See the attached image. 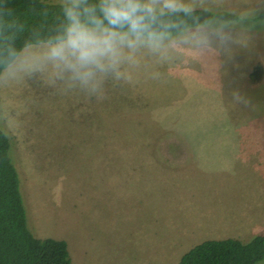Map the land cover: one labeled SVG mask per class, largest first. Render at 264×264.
<instances>
[{
	"label": "rangeland",
	"instance_id": "1",
	"mask_svg": "<svg viewBox=\"0 0 264 264\" xmlns=\"http://www.w3.org/2000/svg\"><path fill=\"white\" fill-rule=\"evenodd\" d=\"M242 23L141 48L96 92L57 75L48 43L18 52L0 72V126L35 237L63 239L70 264H175L202 240L264 233V18Z\"/></svg>",
	"mask_w": 264,
	"mask_h": 264
},
{
	"label": "trees",
	"instance_id": "2",
	"mask_svg": "<svg viewBox=\"0 0 264 264\" xmlns=\"http://www.w3.org/2000/svg\"><path fill=\"white\" fill-rule=\"evenodd\" d=\"M97 2V0H90ZM192 11L165 17L178 34L209 24L243 26L264 18V8L243 15L225 9L192 7ZM65 22L63 0H0V72L27 45L54 39ZM15 51V56H10ZM264 259V233L247 241L226 237L202 240L184 251L175 264H259ZM0 264H70L66 242L35 237L26 223L25 206L10 141L0 126Z\"/></svg>",
	"mask_w": 264,
	"mask_h": 264
},
{
	"label": "clouds",
	"instance_id": "3",
	"mask_svg": "<svg viewBox=\"0 0 264 264\" xmlns=\"http://www.w3.org/2000/svg\"><path fill=\"white\" fill-rule=\"evenodd\" d=\"M192 10L184 0H63L65 22L48 42L44 59L61 78L67 73L96 92L104 75L120 78V66L139 49L158 52L172 41L171 29L179 24L165 17Z\"/></svg>",
	"mask_w": 264,
	"mask_h": 264
},
{
	"label": "crops",
	"instance_id": "4",
	"mask_svg": "<svg viewBox=\"0 0 264 264\" xmlns=\"http://www.w3.org/2000/svg\"><path fill=\"white\" fill-rule=\"evenodd\" d=\"M147 159H149V157L147 158ZM177 165V166H181V162H179V161H177V163H171L170 165L171 166H173V165ZM149 169V168H148ZM136 171V173L138 172V169H136L135 170ZM152 171H153V174H155V170H154V168H152ZM169 172L171 171V170H168ZM167 176H168V178H169V182L171 183V179H170V176L172 175V174H166ZM148 177V176H147ZM153 178H154V175L152 176ZM181 191H183L182 189L180 190V192H179V194H178V196H180L181 195ZM249 205H252V204H250L249 203ZM152 211H153V209H152ZM244 213H246V212H244ZM245 215V214H244ZM233 238V237H232ZM182 254V253H181ZM176 263V262H175Z\"/></svg>",
	"mask_w": 264,
	"mask_h": 264
}]
</instances>
